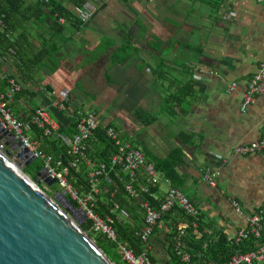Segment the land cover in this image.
Returning <instances> with one entry per match:
<instances>
[{
    "label": "crops",
    "instance_id": "crops-1",
    "mask_svg": "<svg viewBox=\"0 0 264 264\" xmlns=\"http://www.w3.org/2000/svg\"><path fill=\"white\" fill-rule=\"evenodd\" d=\"M66 1L73 8L72 1ZM85 1L96 7L95 16L57 40L61 46L58 67L42 69L38 89L22 84L36 97L20 101V117L26 120L36 108L44 107L65 128L70 117L63 112L71 116L91 101L82 81L100 76L93 65L104 61L107 67L101 75L122 84L127 97L132 92L135 110L157 118L150 126L163 141H155L152 148H138L148 151L151 160L181 148L185 157V164L178 168L185 177L182 192L197 206L205 224H210L209 235L215 240L219 233L233 238L264 201V151L248 156L231 152L264 133V96L242 110L247 83L264 63V2ZM34 27L31 40L44 34L43 29L49 37V24ZM125 45L132 50L122 52ZM2 68L0 77L16 74L14 66ZM233 82L236 89L228 94ZM183 84L193 85L194 97L183 104L184 110L175 109L176 123H161L157 114L164 111V101ZM68 99L70 106L60 111ZM160 147L163 155L157 151ZM207 167L219 173L217 187L202 182V170ZM161 190L162 196L166 192L162 184ZM161 225L152 239L151 254L155 263L168 264L167 228Z\"/></svg>",
    "mask_w": 264,
    "mask_h": 264
},
{
    "label": "trees",
    "instance_id": "trees-1",
    "mask_svg": "<svg viewBox=\"0 0 264 264\" xmlns=\"http://www.w3.org/2000/svg\"><path fill=\"white\" fill-rule=\"evenodd\" d=\"M71 1L73 8H68L59 0H49L48 2L42 0H33L31 2L27 0H0V18L4 21L8 30L12 31L10 38H7L4 33H0V57L9 47L13 46L17 48L22 63L20 66H14L16 74L0 77V97L3 96L10 101L9 108L18 120L30 121L31 119V116L26 120L21 118L19 115L20 110L17 109L22 99L26 100L36 97L35 92L29 91L28 85L38 86L44 67H49L53 64L58 67V56L61 52V46L57 40L61 41L69 28L77 30L85 24L74 13V8L82 6L86 1ZM120 1L126 2L128 0ZM61 19L64 20V23L61 22ZM47 24H49L50 29L48 38L44 35L47 33L43 29L44 34L37 35L39 40L36 37L33 38L34 40L30 39L34 26ZM35 40L37 41L36 44L39 45L34 43ZM125 50L131 51L132 49L128 45H125L122 52ZM11 79H14L21 85V89L15 93H12ZM24 83L28 85L24 87L22 85ZM194 94L195 89L192 84L179 86L178 91L164 101L163 112L172 111L171 113L174 115L176 108H179L180 111L184 110L183 104L189 98L194 97ZM70 102V99L66 102L64 101L63 105L65 109L70 106ZM14 108L15 112H13ZM79 112H85V110L78 109L71 116H69L68 112H63L65 116L70 117V122L65 129L50 137L45 136L43 131L36 126L33 127L31 139L36 149L53 155L55 158L61 157L67 162L70 157L68 156L69 147L65 138H72L76 134ZM134 114L139 121L145 123L147 126H150L157 120L156 117L141 109H136ZM109 128H114L120 133L119 128L113 121L108 123H104L103 121L88 140L87 154L92 160H98L106 166V173L102 179L104 180L103 183L109 187V193L96 197L97 212L104 215L114 204L119 205L120 210L117 214L113 215L117 239L113 241L102 234L94 233L91 230V223L89 221L85 222L82 228L112 262L115 264H129L123 260L119 245H128L136 254L142 251V243L135 235V232L144 226L146 220L141 204L143 201H148L155 207L159 205V201L163 198L161 196V183L153 186L150 192L143 194L140 199L133 198L126 192L125 184L127 177L122 173L120 167L112 164V157L118 151V147L107 135ZM143 151L146 154L148 162L154 163L156 170L165 179L170 181L172 187L179 189L183 187L185 177L178 171V168L185 164V157L181 148L176 147L166 157L153 158L152 160L149 159V152ZM43 168V162L35 160L25 168V172L29 176L34 177ZM85 169V167H82L79 173L75 171L76 169H72L71 171V177L74 178L73 183L81 193L89 191ZM106 178H110L111 182H105ZM142 181L143 184L147 185L145 179ZM71 202L77 206L75 201L71 200ZM122 211H125L127 215H124ZM160 223L164 225V228H167L165 242L170 256L168 264H226L235 253H246L255 250L259 244L264 243V221L259 238L249 236L237 245L230 244L229 238L224 233H219L217 240H215L214 236L208 233V230L211 228L210 224H205L202 216L193 218L178 206L164 213L160 219ZM158 232L159 230L157 229L155 234ZM179 242L182 244L183 251L189 255V261L183 260V255L180 254V249L177 247ZM150 260L154 263L156 262L152 254H150Z\"/></svg>",
    "mask_w": 264,
    "mask_h": 264
},
{
    "label": "built area",
    "instance_id": "built-area-1",
    "mask_svg": "<svg viewBox=\"0 0 264 264\" xmlns=\"http://www.w3.org/2000/svg\"><path fill=\"white\" fill-rule=\"evenodd\" d=\"M48 2L49 0H42ZM255 2H264V0H253ZM96 7L90 2H85L82 6H76L74 13L79 20L86 23L96 13ZM64 23V20L61 19ZM0 33H4L7 38L12 36V31L8 30L4 21L0 18ZM21 60L16 47H9L0 57V75L3 72V66H20ZM12 85V93L21 89V85L14 79L10 80ZM237 84L231 83L227 89L230 94L236 89ZM264 96V63L259 64L257 72L250 78L247 83L246 90L242 96V110H245L250 105H253L256 98ZM10 101L3 96L0 97V122L7 130L14 134L16 140L22 142L23 146L34 152L36 160H41L48 175L55 179L59 187V191L66 194L70 200L75 201L77 206L81 208L86 215V222L91 223V230L96 234H102L108 239L116 241L117 231L114 227V217L120 210L118 204H114L104 215L97 212L96 197L109 193V187L105 185L102 177L106 173L105 164L100 161L92 160L88 154V140L92 137L93 132L97 130L99 125L103 123L99 113L86 110L79 112L77 121L76 134L72 138H65L68 143V156L70 157L65 162L61 157L55 158L53 155L43 151H38L28 133L32 134L33 127H37L43 131L47 137L53 136L65 129L58 121L53 119L46 108H36L34 114L31 115L30 121L18 120L9 108ZM60 111L66 110L63 103L59 108ZM108 137L115 142L118 151L112 157V164L120 167L122 173L127 177L125 184L126 192L133 198L140 199L143 194L149 193L150 189L157 183L166 184L168 190L162 195V200L159 201L157 207L150 204L148 201H143L141 206L145 212L146 220L144 226L135 232L137 238L140 239L143 249L136 254L128 245L120 244L119 250L123 256V260L129 264H157L150 260L152 253V239L157 229L161 228L160 219L162 215L174 207L178 206L187 215L197 218L200 216V211L197 206L182 192L181 189L172 187L170 181L165 179L160 172L155 168L154 163L148 162L144 151L132 144L130 140L125 139L121 133L114 128L107 130ZM264 151V133L256 141L245 144H239L232 148L231 152L238 156H248ZM84 170L87 174V182L89 191L81 193L73 183L71 177L72 169L79 173ZM219 173L210 168H204L201 174L202 182L211 187H217ZM143 179L147 181V185L143 184ZM105 182H111L110 178H106ZM47 192L52 187H44ZM235 210L239 212V207L235 201H232ZM127 215L125 211H122ZM264 221V201L258 209L249 217L246 228L239 230L236 235L229 239L230 244L237 245L243 239L249 236L259 238ZM197 226L196 224H194ZM180 249V254L183 255L184 261H189V255L183 251L181 242L177 245ZM264 263V243L259 244L255 250L246 253H235L226 264H263ZM214 264V263H210Z\"/></svg>",
    "mask_w": 264,
    "mask_h": 264
},
{
    "label": "water",
    "instance_id": "water-1",
    "mask_svg": "<svg viewBox=\"0 0 264 264\" xmlns=\"http://www.w3.org/2000/svg\"><path fill=\"white\" fill-rule=\"evenodd\" d=\"M33 151L0 122V264H115L85 232V212L45 169L34 177L25 168Z\"/></svg>",
    "mask_w": 264,
    "mask_h": 264
},
{
    "label": "rangeland",
    "instance_id": "rangeland-1",
    "mask_svg": "<svg viewBox=\"0 0 264 264\" xmlns=\"http://www.w3.org/2000/svg\"><path fill=\"white\" fill-rule=\"evenodd\" d=\"M27 1L31 2L33 0ZM64 4L66 6L69 5L66 0H64ZM92 19L93 18L90 20ZM94 66L96 70L95 73H98L100 76H96L94 79H84L82 81V86L86 87L87 91L90 93L89 98L91 99L83 109L88 110L91 108V112L96 111L99 113L104 123L113 121L119 128L122 136L130 140L136 147L142 148L143 146H147L152 148L155 147V141H163L162 135H157V133L151 129L152 126H147L136 118L134 114L135 108L133 107L132 92H130L127 97V91L124 93L125 91L124 88H122V84H119L115 79H111L107 74L101 75V70L104 68L106 69L107 64L104 61H99L98 63H94L93 67ZM36 89H38V87ZM171 112L165 111V113L162 112L161 114H157L160 122L165 124L171 120L172 124H174V122L176 123ZM169 127L171 131L172 128L175 129L174 125ZM167 133H169V131H167ZM28 135L32 137V134L28 133ZM157 151L159 155H163L162 147ZM43 187H45V185H43ZM162 189L163 191H167L168 186L162 184ZM57 192H59V187L55 184L49 189L48 193L54 197Z\"/></svg>",
    "mask_w": 264,
    "mask_h": 264
}]
</instances>
